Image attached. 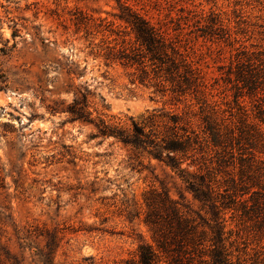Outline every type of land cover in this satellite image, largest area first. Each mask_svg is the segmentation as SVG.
I'll return each instance as SVG.
<instances>
[{"label": "rangeland", "instance_id": "rangeland-1", "mask_svg": "<svg viewBox=\"0 0 264 264\" xmlns=\"http://www.w3.org/2000/svg\"><path fill=\"white\" fill-rule=\"evenodd\" d=\"M122 13L175 38L203 76L197 99L175 102L131 83L113 58L128 32ZM250 70L253 91L238 78ZM204 97L233 150L221 172L219 148L195 157L211 161L215 190L241 180L251 205L253 191L264 193V0H0V264H48L47 253L51 264L135 263L139 245L154 246L144 222L152 186L208 218L163 163L144 156L132 170L129 148L68 113L86 98L95 122H135L161 136L171 114L198 131ZM252 215L225 210L231 264H264V221Z\"/></svg>", "mask_w": 264, "mask_h": 264}, {"label": "trees", "instance_id": "trees-1", "mask_svg": "<svg viewBox=\"0 0 264 264\" xmlns=\"http://www.w3.org/2000/svg\"><path fill=\"white\" fill-rule=\"evenodd\" d=\"M117 20L126 25L128 32L116 43L118 49L113 58L131 70L128 74L132 78L131 83H147L154 92L170 96L175 102L186 101L190 96L197 99L203 76L181 52L175 38L135 13H122ZM11 36L15 38L17 31L13 30ZM238 76L243 88L255 90L257 78L251 70ZM199 101L201 123L196 125L198 131L193 128L192 120L171 114L169 126L161 136L152 130L146 131L143 124L135 122H131L130 127L109 124L103 119L95 122L85 109L86 98L83 101L74 99L68 107L73 120L91 124L97 136L112 137L129 148V160L132 161L129 167L132 170L141 171L144 156L155 158L187 185L193 200L206 210L208 218L193 213L186 203L173 199L162 187L152 186L144 197V222L152 233L154 246L139 245L133 264H231L228 243L231 231L226 230L225 210H241L244 216L253 214L257 224L264 221H259L264 193L253 191L250 196L252 204L248 205V201L243 199L248 191L244 192L246 189L241 180L240 183L233 178L223 180L221 192L211 187L212 181L217 182L218 173L211 167V161L207 165L202 157H195V153L204 147L219 148L221 152L215 161V171L221 172L220 169L226 165V156L232 153L233 136L226 131L223 122L217 124L212 116L205 113L203 107H208L207 99L204 97ZM188 160L189 163L182 168ZM240 161L245 160L241 158ZM49 259L47 253V263L51 264Z\"/></svg>", "mask_w": 264, "mask_h": 264}]
</instances>
